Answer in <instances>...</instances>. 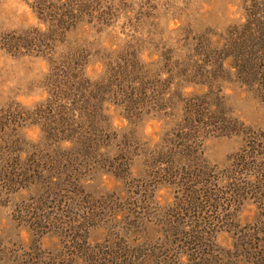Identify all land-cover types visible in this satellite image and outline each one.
Segmentation results:
<instances>
[{"label":"rangeland","instance_id":"374dc122","mask_svg":"<svg viewBox=\"0 0 264 264\" xmlns=\"http://www.w3.org/2000/svg\"><path fill=\"white\" fill-rule=\"evenodd\" d=\"M0 264H264V0H0Z\"/></svg>","mask_w":264,"mask_h":264}]
</instances>
